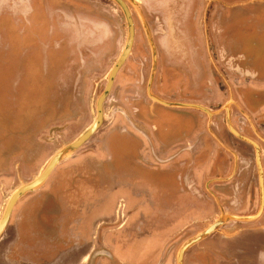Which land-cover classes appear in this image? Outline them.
Returning <instances> with one entry per match:
<instances>
[{
  "label": "flooded vegetation",
  "instance_id": "1",
  "mask_svg": "<svg viewBox=\"0 0 264 264\" xmlns=\"http://www.w3.org/2000/svg\"><path fill=\"white\" fill-rule=\"evenodd\" d=\"M121 1L134 42L103 101V125L63 169L75 173L69 188L61 190L62 180H55L46 192L31 194L11 220L29 215L43 248L54 250L78 244L70 226L83 212L92 214L99 247L87 264H120L118 252L133 263L137 249L141 264H178L184 243L223 215L264 216V89L252 86L264 82V6L256 0ZM13 5L18 12L11 20L26 35H14V43L26 41L31 53L11 89L16 94L32 73L43 110L6 140L25 150L41 121L45 132L58 127L79 139L97 122L99 101L128 44L125 11L116 0ZM104 61L110 62L106 74ZM52 86L58 97L47 96ZM243 222L228 221L188 250L185 264H210L208 253H219L214 247Z\"/></svg>",
  "mask_w": 264,
  "mask_h": 264
},
{
  "label": "rangeland",
  "instance_id": "2",
  "mask_svg": "<svg viewBox=\"0 0 264 264\" xmlns=\"http://www.w3.org/2000/svg\"><path fill=\"white\" fill-rule=\"evenodd\" d=\"M15 1L18 2L19 0H0V221L11 196L22 186L36 180L46 169L54 156L78 140L77 135L71 134L69 132L68 134L61 133V129H58V127L52 126V128L45 132V122L43 121L40 122L41 126L39 129L37 128L38 133L29 142V146L25 148V150L21 148L24 151L17 149L16 143L19 141L13 143L10 141V143H8L9 140H6L8 136L11 137V135H20L22 132H24V129L28 128L29 124L31 123V119L39 118L41 115L40 111L43 110L42 105L38 102V96L40 95V92L38 89L34 88L36 84L33 85L34 81L31 79L33 75L32 73L28 75V82L23 81L25 83L19 86L16 94H14L13 90L11 89L12 85H18L22 79L25 60L27 58L29 60L30 57L28 54L31 53V51H29L30 46L27 47L26 41L23 43V45H21L19 41L14 43V35L17 39L23 40V38H26V35L24 34L25 31H23L20 26L17 25L16 20H11V18L16 15V12H18L13 10V4H15ZM22 1H24L26 5L27 0ZM39 8H41L40 11L43 10L42 3L39 5ZM4 37H6V39L1 41V39ZM10 45L12 47L14 46L12 51L9 50ZM66 61V64L70 66V60L67 59ZM79 63L80 60L76 56L73 63L74 69L79 67ZM19 64L20 67H18ZM108 65H110V62L104 61L103 65L101 66V71L103 74L107 73L105 71H108V69H106V66ZM65 66L66 65H63V67ZM58 91L59 90L54 86L53 88L47 90V96L52 98L55 93V95L58 97ZM34 97L36 99H34ZM92 98L94 97L92 96ZM25 103H28V105ZM22 104L27 107L26 110ZM46 106L48 107V105ZM17 113L20 114L17 115ZM37 114L40 115L38 116ZM93 137L91 139H93ZM90 141L83 147L88 145ZM82 148L59 164L44 186H42L37 191L24 196L18 202L14 210L20 208L22 204L27 203V200H29L31 194H42L43 192L49 190V187L52 186L55 180H62L61 183H59L61 190L62 188L65 190L67 187L69 188L68 181L70 182L73 180L75 173L72 171L65 172L63 169L72 165L75 157L80 155ZM68 217H71L70 213H68ZM28 218L29 215L26 217V220ZM69 224L70 223L66 224L65 228H67ZM35 241V239L32 241V246L34 247L33 249L40 251V246L36 244ZM49 250H45L44 254L40 256L38 264H47L49 261L54 262L56 260L53 258L54 255L59 253L63 255L66 253L64 252L65 246H59L57 249H54L57 254L50 252Z\"/></svg>",
  "mask_w": 264,
  "mask_h": 264
},
{
  "label": "crops",
  "instance_id": "3",
  "mask_svg": "<svg viewBox=\"0 0 264 264\" xmlns=\"http://www.w3.org/2000/svg\"><path fill=\"white\" fill-rule=\"evenodd\" d=\"M256 2L259 6H264V0H256ZM252 86L264 89V82L253 83ZM15 213V217H19L20 214L17 213L20 212L17 210ZM93 216L92 214L88 215L83 212L81 219L79 218V221H76L73 227H71L72 225L70 226L71 237L77 240L78 244L70 247L65 246L64 252L66 253L63 255L61 253L57 254L53 249L49 250L48 247L43 248V240L36 238V235L40 234L41 231L32 222L31 217L30 219L28 218L27 220L24 219L23 221L17 222L11 220L12 222L9 224L7 230L3 234L4 236H2L0 240V264H38L39 258L44 254L45 250L57 254L53 256L57 261H49L47 264H87L90 254L94 249L99 247V244L95 243L98 230L93 225L95 222ZM222 217L229 218L230 216L226 217L223 215ZM259 218L260 216L254 221L252 219H241L244 221L243 224H241V231L235 233L233 236H228V238H226L228 240L214 247L220 254L212 251L208 253L209 255L206 259L210 264H264V216L261 219ZM214 223L215 222L211 223V225ZM222 227L223 226L215 233L220 232ZM224 231L227 235L228 232L226 230ZM209 237L206 239H209ZM34 239L36 240L35 243L40 246V251L33 249L32 241ZM105 245L108 249L113 250V245L109 243ZM200 246H202V244L199 245L198 248ZM134 253L138 260L132 263L130 254L124 255L118 252V256L121 257H119L121 260L118 259L119 263L141 264L144 259H141L138 254L140 250L137 249V252H132V256L134 257H132L133 260L135 259ZM152 264L155 263L153 262Z\"/></svg>",
  "mask_w": 264,
  "mask_h": 264
},
{
  "label": "water",
  "instance_id": "4",
  "mask_svg": "<svg viewBox=\"0 0 264 264\" xmlns=\"http://www.w3.org/2000/svg\"><path fill=\"white\" fill-rule=\"evenodd\" d=\"M116 1L118 3H120V5L124 9L125 14L127 16L128 22L130 24V37H129L128 44L126 46V49H125L122 57L118 61L117 65L115 66V68H114V70H113V72L109 78L108 89H107L105 95L99 101V118H98L97 122L82 137H80L78 140H76L71 145H69L68 147L63 149L61 152H59L56 156H54V158L50 161V163L48 164L46 169L42 172V174L36 180H34L33 182H31L29 184L22 186L20 189H18L11 196V198H10V200L6 206L3 217L0 221V238L3 236V234L7 230L8 225L11 221L14 209H15L16 205L18 204V202L27 194L35 192L38 189H40L42 186H44V184L50 178L51 174L54 172L55 168L59 164H61L64 160L69 158L72 154H74L76 151H78L80 148H82L85 144H87L90 141V139L97 133V131L101 128V126L104 123V118L102 115L103 114V106H102L103 101L111 90V87H112V84L114 82V78H115L116 74L118 73L120 68L124 65V63L126 62L127 58L130 55V52H131V49L133 46V42H134V34H135L134 33V25L132 22V17H131V14H130L127 6L121 0H116ZM232 219H234V220H241V219L242 220H248V218H236V217H231V218L230 217L229 218L222 217V218H220L214 224H212L207 230L203 231L202 233H200L199 235H197L196 237L192 238L191 240H189L188 242H186L184 244V246L181 248V250L179 252L178 264H185L184 255L189 249L196 246L200 242L204 241L210 235H212L213 233L218 231L219 228L221 226H223L228 220H232ZM249 219H253V218H249Z\"/></svg>",
  "mask_w": 264,
  "mask_h": 264
}]
</instances>
